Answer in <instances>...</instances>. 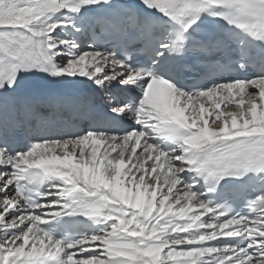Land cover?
<instances>
[{
    "label": "bare ground",
    "instance_id": "bare-ground-1",
    "mask_svg": "<svg viewBox=\"0 0 264 264\" xmlns=\"http://www.w3.org/2000/svg\"><path fill=\"white\" fill-rule=\"evenodd\" d=\"M69 17L70 12L68 11L41 14L39 12L38 0H0V26L6 24H18L32 29L35 33L36 43L40 52V65L37 67L38 71H43L51 76H60L68 73L77 76H98L101 72H112V69L110 67L104 65L107 61L106 56L95 54L90 51L76 52L75 49L70 48L68 53L75 54L76 57V59L71 62L74 64L72 69H68V67L70 68L72 64L68 65L67 67H63L62 64L55 61L56 58L54 59V52L51 49L52 45L54 46V42H51L52 35L50 34L52 30L54 32V35L57 34L56 30L59 29L60 24L68 20ZM1 29L2 28L0 27V30ZM95 62H97V64ZM75 67H78L77 71H75ZM100 69L103 70L100 71ZM258 84H260L258 88L250 87V91L248 93H243L237 98L210 101L213 103L204 102L200 106V115L204 114L206 119L210 116L211 121L209 127L211 128H220L222 126L221 122L226 121L228 127H232L233 124H242L252 125V127L250 128L251 131H253L254 129L258 130L259 126L253 125L258 124L257 119L260 121H264V86L261 85V82ZM225 103H234V105L224 107ZM194 111L195 110L192 109L189 110L187 115L189 116V118L194 119L196 122H198V118H196L194 114H192L194 113ZM262 129L264 130V126ZM201 137V133H196L192 138L189 139V141L191 143H194L195 140L201 141ZM88 138H91L93 141H90V139ZM120 144L122 145V149L118 152V155L115 157V159H112L110 156L112 155L113 151H115L117 145L113 144L111 138L101 137L99 135H94L91 137L87 136L85 138L72 142L65 141L58 144H47L45 147H42L46 149L41 148V150L33 152L31 154V158L37 160L40 157H44L51 161L58 160L59 162L69 167L72 176L79 180H82L83 186L87 189H101L105 192H109L115 189L114 192H111V197H113V199L117 198L118 200H122L124 205H126L132 211L135 210L139 217L143 220H151L155 218V216L156 218L161 217L166 212H173L176 214L180 213V210L184 206V204H177L174 205V207H172V204H174L175 201L179 200L178 198L181 199V195L176 194L177 190H185L184 194L188 192L185 186V181L181 180L175 175V172L181 169L183 164L177 163V159H171L168 156L164 155H156L155 161L149 160V156L151 153H153V151L142 152V149L144 147H148V145L145 143H136L133 144L130 148H126L127 145H129V141L123 140ZM56 145L59 146L58 149ZM79 149V156L81 157L83 154L85 156V159H81V161H79L80 163L76 159V153ZM124 153L125 158L121 160V157ZM63 156L65 157L63 158ZM131 156L132 160L126 165L127 160H129ZM147 158L148 161H145ZM62 159L65 160L62 161ZM182 159H185V157H182ZM68 160L70 161L69 163L67 162ZM144 161L145 164L143 165ZM71 163H74V167H70ZM158 164L164 166V169L157 177L156 169L154 171V168H156ZM109 165L113 168V172L111 173L107 172ZM125 165L126 167H124ZM144 167L146 168V170ZM120 170L121 182L123 180H127L125 179V176L126 174L128 175L127 178H129V180L127 181V187H125L126 182L124 184L118 183V174ZM173 174L174 176H172ZM170 176L171 182L169 183L168 188L171 189L172 185L175 182L176 184H174V190L169 193L168 189L164 188V190L161 188L164 183H167L165 182V180ZM141 180L143 181L142 185ZM8 182V177L5 175L2 176L0 174V190L3 189L5 184H7ZM102 182H104L105 185L103 188H101ZM131 182L132 188L129 191L128 187ZM155 182L157 184V189L154 192ZM148 191H150V196H147ZM8 192L9 191H7L6 193L8 194ZM159 192H161V198L157 197L154 202L153 198ZM166 195L171 196V199H168V201L164 203V205H162V196ZM2 203L3 201L0 199V212L2 211ZM56 203H58V201H56ZM199 204L202 208H206L204 204ZM152 211H154L153 214H151ZM186 213L187 212L185 211V213L181 214L187 215ZM6 218H8L6 221L14 220L11 219L10 216H6ZM172 227L175 226L172 225ZM120 229H123V226L119 223L115 228H112V230H115L114 233L110 232L109 235L101 237V240L103 241L106 237V240L109 242L112 240L117 241V244L115 246L103 243L100 244V246L111 250L107 253L110 252L111 256L113 257L116 256L117 253H122V258L117 257L115 259H111L110 256H102L103 258H101V260H104L105 262L107 261V264H138L140 261H147V257L144 256V253L146 252L151 254L152 244L155 242L150 240L146 242L144 247L139 248L134 240V238H138V235H134V237H132L130 240L125 241L124 237L118 233ZM259 235L264 236V230H262ZM33 236L34 237L27 238L26 241L29 239H31L32 241L39 240L36 235ZM15 240L16 239L14 238H10L7 244H2L0 242V246L6 247L9 250L16 249L20 246L21 242L19 240ZM164 240L165 239H161L160 242ZM261 242L264 244V240H262ZM160 254L161 255H158L161 259V261L158 262L159 264H182L186 262V259L172 261L173 259L171 260L170 257H168L167 260L165 259V253L160 252ZM83 261H85V259H83ZM95 264H99V262L95 261ZM255 264H264V262H257Z\"/></svg>",
    "mask_w": 264,
    "mask_h": 264
},
{
    "label": "rangeland",
    "instance_id": "rangeland-1",
    "mask_svg": "<svg viewBox=\"0 0 264 264\" xmlns=\"http://www.w3.org/2000/svg\"><path fill=\"white\" fill-rule=\"evenodd\" d=\"M50 35H52V43L55 41V40H57L58 42H60V44H62V46H64V44H63V41H62V43H61V40L60 39H58V36H57V34H55L54 35V32H53V30L51 31V34ZM56 36V37H55ZM56 41V42H57ZM58 42L57 43H55L54 42V45H56V44H58ZM61 47L59 46V49H60ZM52 50H53V52L55 53V50H57V53H59L58 52V49H57V47H53V45H52V48H51ZM69 49H70V47H68L67 48V51H66V53H65V55L67 56V58H65V56H61V57H63V58H57V57H59V55L60 54H58V55H56V59H55V54H54V59H55V61H57V62H59L60 64H62V66L63 67H67L68 65H71V67L69 68L68 67V69H72L73 68V66H74V64L73 63H71L72 61H74L75 59H76V57H75V54H70V53H68V51H69ZM61 51V50H60ZM77 52V51H76ZM52 54V55H53ZM75 57V58H74ZM65 58V59H64ZM63 60V61H62ZM68 63V64H67ZM96 64H97V62H95ZM78 69V67H75V71ZM201 113V112H200ZM195 116V115H194ZM196 118H198L197 116H195ZM91 147V146H90ZM88 149V148H87ZM79 154V153H78ZM77 154V155H78ZM77 158V161L79 162V161H81V160H79L80 159V156H76ZM111 157V156H110ZM112 158V157H111ZM113 159V158H112ZM91 161H92V159H91ZM145 161H148V158L145 160ZM145 161H144V163H143V165L145 164ZM80 163V162H79ZM110 166V165H109ZM134 166V165H133ZM160 167V169H161V171H163V169H164V166H162L161 164H158L157 166H156V168H154V171H155V169H156V176L158 177L159 176V174L161 173V171L158 173V168ZM145 168V167H144ZM145 170H146V168H145ZM107 172H109V173H111V172H113V168H111L110 170H107ZM120 176L121 175H119L118 174V183L119 184H124L126 181H120ZM168 178V177H167ZM129 180V179H128ZM133 181V180H132ZM104 182H105V177H104ZM142 182V181H141ZM165 182H167V183H164L163 185H162V188L161 189H168L169 190V193L170 192H172L173 190H174V184H176V182L172 185V187H171V189H169L168 187H169V183H168V181H167V179L165 180ZM168 184V185H167ZM127 182H126V186L125 187H127ZM131 185H132V183H131ZM130 185V186H131ZM167 186V187H166ZM173 188V189H172ZM156 189H157V184L155 183V188H154V192L156 191ZM164 189V190H165ZM131 189H129V191H130ZM181 191V190H180ZM150 191H148L147 192V196H150V193H149ZM178 192H179V190H177L176 191V194H178ZM160 194H161V192H159L158 194H156L155 196L157 197H159V198H161L160 197ZM180 194H181V199L182 200H185V201H190V198H188V197H186V195H184L183 196V191H181L180 192ZM185 194H187V196H190L192 199H195V197L194 196H191V195H189V193L188 192H186ZM154 196V197H155ZM163 197V202H162V205H164V203H166L167 201H168V199H171V196H168V195H166V196H162ZM169 197V198H168ZM154 199V198H153ZM157 198H155V200H156ZM174 199H176V198H174ZM179 200H177V201H175L174 202V204H172V207H174V205H177V204H180V205H182V204H184V206L181 208V210H180V213H185V211L187 212L188 211V208H190V207H187V209L186 210H183L182 211V209L183 208H185V206H189V203H183L182 201H180L181 199L180 198H178ZM155 202V201H154ZM180 202V203H179ZM199 204V203H198ZM200 205V204H199ZM120 211H116L117 213H120L121 214V219H122V223H121V220L119 219V222H120V224H122L123 225V228H125L127 231H129L131 234H132V236H134V235H138V238H135V242H136V244L139 246V248H141V247H144L145 246V244H146V242H148V241H146L147 239H150L151 237H153L154 236V234H155V232H158V230H160L159 228L160 227H158V224H160V219H159V221L158 220H143V219H141L140 217H139V215L137 214V212L134 210V211H132V210H130L131 212H133V214H136V215H133V214H131L130 212H128L126 209H125V206L124 205H120ZM201 207V206H200ZM152 213H153V211H152ZM195 216V215H194ZM158 218V217H157ZM154 219H156V216H155V218ZM164 222H166L167 220H163ZM164 227H165V225H163ZM166 228V227H165ZM167 228H168V226H167ZM153 239H155V238H153ZM153 239H152V241H153ZM8 241H9V239L7 240V243H8ZM102 242H103V244H106L103 240H101ZM150 241V240H149ZM154 242H155V240H154ZM6 243V241L4 242V244H7ZM102 244V243H101ZM149 244H150V242H149ZM105 251H107V250H105ZM171 253V254H170ZM102 254V253H101ZM146 254V255H145ZM192 253H189V255H191ZM150 254L149 253H144V256L145 257H147V261H140L138 264H159L158 262H160L161 261V259L159 258V257H156V256H149ZM172 255H174V256H172ZM186 255H188V253H184V252H178V251H172V252H168V254L166 253L165 254V259H167L168 260V257H170V259H173V258H177V257H181V256H186ZM104 256H107V255H103V257ZM172 256V257H171ZM102 256H100V261L101 262H99V264H103V263H105V264H107L108 262L106 261H104V260H101V258H103ZM186 257H189V256H186ZM142 259V258H141ZM180 258H178L177 260H179ZM184 259H188V258H184Z\"/></svg>",
    "mask_w": 264,
    "mask_h": 264
}]
</instances>
